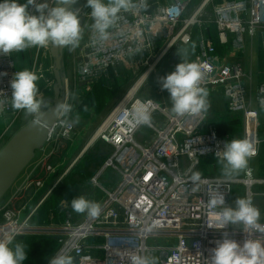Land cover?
<instances>
[{
  "label": "built area",
  "instance_id": "built-area-1",
  "mask_svg": "<svg viewBox=\"0 0 264 264\" xmlns=\"http://www.w3.org/2000/svg\"><path fill=\"white\" fill-rule=\"evenodd\" d=\"M193 2L145 0L146 7H152L149 11L139 7L141 0H134L138 7L120 14L117 24L108 30L111 34L108 40L100 41L97 34L92 35L77 64L78 79L89 90L95 77L126 63L138 72L136 84L143 76L157 71L159 63L174 47L191 43L196 30L198 50L190 63H196L203 73L201 87L208 94L222 90L230 111L242 113L244 117V139L252 145L260 144L264 141L258 132L264 111L260 104L264 99V79L258 83L256 108H253L251 75L241 61L218 52L208 28L215 24L221 43H227L229 35H233L234 53L244 54L247 34L254 35L261 30L264 41V0H203L196 8ZM209 4L213 6L214 19L204 17ZM29 11L34 12V9L30 6ZM31 48L50 54V46ZM16 53L0 55V101H5L0 104V116L8 115L12 120L0 139L9 133L4 144L17 131L14 125L21 113L13 110L10 104V81L15 72L21 70ZM259 74L264 75V70ZM40 77L52 92L54 77H44L43 70ZM132 88L102 120L95 134L96 140L102 139L116 150L113 156L95 166L84 187L87 199L101 205V214L94 219L86 214H81L78 220L73 219L71 201L74 198L68 191L63 194L49 212L48 227L59 243L56 253L71 255L74 264H130L128 254L131 252L155 257L158 264H209L211 249L222 239V232L227 231L232 239L241 243L248 237L255 239L256 234L244 233L242 225H229L221 230L208 228L207 223L217 227L222 223L216 216L220 209L207 204L208 193L219 185L220 191L225 193L226 205L233 206L232 190L236 183L243 181L247 186L246 196L252 199L251 188L264 183V179L252 178L250 170L247 179L202 174L206 183L200 192L193 193L192 174L183 169L184 162L218 160L215 153L223 149L226 141L233 140L230 135L219 134L211 109L176 117L171 112V104L154 98H136L138 91L126 101ZM158 88L163 90L161 86ZM139 108L150 113L151 126L135 124L133 113ZM143 127L149 128L152 136L138 142L135 137ZM76 135L77 124L68 116H60L51 129L49 140L74 141ZM128 146L135 147L137 153L129 166L120 168L115 157ZM33 184L35 192H28ZM58 185L59 180L38 203L31 205L44 188L45 179L31 180L27 175L0 205V239L8 236L16 239L30 231L32 219ZM23 197L26 199L16 209L15 201Z\"/></svg>",
  "mask_w": 264,
  "mask_h": 264
},
{
  "label": "clouds",
  "instance_id": "clouds-1",
  "mask_svg": "<svg viewBox=\"0 0 264 264\" xmlns=\"http://www.w3.org/2000/svg\"><path fill=\"white\" fill-rule=\"evenodd\" d=\"M78 0H2L0 2V55L22 52L31 47H56L75 50L84 35L81 24L80 9L73 7ZM31 6L34 12L29 11ZM85 7L91 9L88 13L92 20L89 26L98 35L100 41L110 38V28H113L122 12H130L138 5L134 0H87ZM139 7H146L141 0ZM177 54L181 57L180 50ZM187 52L183 53V62L176 65L175 70L159 77L163 90L170 94L171 112L176 117L189 114H199L209 107L208 92L201 87L203 73L199 66L186 60ZM2 75H6L3 73ZM40 77L29 69L16 71L10 81L12 94L11 108L23 111L26 116H32V126L38 130L47 128V113L49 104L38 87ZM5 101H0V104ZM264 107V99L260 101ZM72 105L58 101L52 112L57 117L67 116L72 112ZM135 124L151 126V115L139 108L133 113ZM78 123V117L73 121ZM255 154L253 145L247 139H233L224 143L223 149L215 155L221 165L222 175L231 177L233 174L248 167L249 159ZM191 191L200 192L206 181L200 171H194L190 177ZM208 206L220 209L216 213L222 223L217 227L207 223L210 229H225L229 225H242L244 233L256 234V238H246L238 242L230 237L227 231L222 232V239L211 249L209 264H264V223H261V212L250 197H237L234 206L226 205L225 193L217 186L209 192ZM71 207L78 214H86L89 218H97L102 207L98 202L78 196L71 201ZM28 245L15 241L13 236L0 239V264H24L28 259ZM130 264H158L155 257L141 255L138 252L128 254ZM49 264H74L71 255L56 253L49 259Z\"/></svg>",
  "mask_w": 264,
  "mask_h": 264
},
{
  "label": "crops",
  "instance_id": "crops-1",
  "mask_svg": "<svg viewBox=\"0 0 264 264\" xmlns=\"http://www.w3.org/2000/svg\"><path fill=\"white\" fill-rule=\"evenodd\" d=\"M87 0H82L81 2L85 3ZM79 3V2H78ZM73 7L79 8L82 19H86V21L81 22L84 26V35L83 39L80 42V45L75 50H69V48L65 47L62 59V69L61 73L65 78L64 83V91H63V100L62 102H66L72 105V113H92L98 109L100 114L94 116L100 119L106 118L110 112L114 109L117 103L127 95L129 91L130 85L134 83L137 77V73H135V69L126 63H121L118 67H111L107 74H101L93 79V82L89 84L90 89L86 88V85L81 83L78 79L77 75V64L81 61L83 53L85 52V47L92 40V35H96L91 28L89 27L92 23L91 18L88 13H90V8H83L81 5L75 4ZM147 10L150 11L151 6L146 7ZM87 12V17L83 16ZM261 31V30H260ZM256 32L254 35L247 34L246 35V50L244 54H236L232 49V42L234 39L233 35H229L227 43H221L217 29L209 30L208 35L211 38V41L217 47L218 52L221 55H231L232 60L241 61L245 67H249L251 71V78H255V74L258 71L264 70V41L261 36L262 32ZM197 36V35H196ZM18 67L23 69L35 70L36 74L40 77V73L43 70L44 77H54V73L52 67L55 66V60L50 54H44L41 51H37L36 49L29 48L22 52L16 53ZM244 62V63H243ZM249 63V64H248ZM253 63L254 70L251 67ZM262 68V69H261ZM47 70V72H45ZM158 70H160L158 68ZM141 72V71H139ZM261 79H264V75H262ZM47 83L45 80H42L40 77L38 81V87L40 88V92L43 94V97L50 106L51 101L53 100L52 95L54 94L47 88ZM225 98L222 90L212 91L208 94L207 99L214 101L218 98V96ZM87 96H90L92 99V106L87 111H78L80 105L85 100ZM109 97V99H107ZM109 101V104L105 107L101 105L106 101ZM144 99V97L142 98ZM146 99V98H145ZM227 101V99H226ZM253 106V105H252ZM49 108V107H48ZM253 108H256L253 106ZM46 110V109H45ZM21 113L19 117L16 119L15 130H18L21 118ZM70 114V113H69ZM69 114L67 116H69ZM240 117V121H215L219 134L221 136L225 135H235L245 136L244 133V117L242 113H236ZM261 124L258 129L259 135L264 134V111L261 113ZM33 117L31 116L27 121L22 123V126L28 123ZM101 121H94V123L100 124ZM213 120H215V116L213 115ZM7 126L10 125L11 119H9L8 115L0 116V123ZM18 121V122H17ZM24 121V120H21ZM238 122V123H235ZM240 123V124H239ZM90 124V122L88 123ZM5 131V130H4ZM8 135V134H7ZM8 137V136H6ZM78 137V136H77ZM77 138L74 139L76 141ZM96 140V139H95ZM73 141L62 140L59 142L58 140L50 139L44 147L39 149L36 153L35 158L38 157L36 163L29 171L28 176L32 178L45 179L44 189L37 194V198L42 197L51 187L52 183L56 180V177L59 176V160H63L66 157V154L69 152ZM93 142V141H92ZM264 143L261 142L260 144ZM95 144V143H92ZM87 150V149H86ZM60 153V154H59ZM83 151L80 153V156L83 155ZM60 155V156H59ZM61 157V158H59ZM215 160L213 158H206L203 161ZM52 170V171H51ZM54 170V171H53ZM251 171V170H250ZM58 172V173H57ZM56 174V175H55ZM251 174L253 175L252 171ZM256 179V178H255ZM261 180V179H257ZM47 189H46V188ZM65 191V188H64ZM42 194V195H41ZM63 195L59 197V185L52 191L48 200L43 204L41 210L31 221V230L26 234L19 236L15 239L17 242H22L28 245V259L24 262V264H48L49 259L57 252L59 248V243L53 231L48 227L49 222V212L51 209H54L59 201L62 199ZM36 199V198H35ZM39 200V199H38ZM16 203H14V206ZM13 206V207H14Z\"/></svg>",
  "mask_w": 264,
  "mask_h": 264
},
{
  "label": "rangeland",
  "instance_id": "rangeland-1",
  "mask_svg": "<svg viewBox=\"0 0 264 264\" xmlns=\"http://www.w3.org/2000/svg\"><path fill=\"white\" fill-rule=\"evenodd\" d=\"M202 1L203 0H194L192 4L193 8L198 7L202 3ZM86 2L83 3L80 1L77 4L81 5V7L85 9L86 8L88 9V7H85ZM206 7H207L205 9L206 15L204 17L205 18L210 17L211 19H214L213 6L209 4ZM83 16L87 17V12ZM80 19H81V22H84L87 20V18L82 19L81 16H80ZM213 25L214 24L212 23L211 26ZM207 26H209V24H207ZM203 27L205 26L203 25ZM198 39H199V35L196 36V30H195L192 36L191 43L185 44V45L181 44L177 47H174L172 50H170V52L166 55V57L159 63V66H157L160 70H158L157 68V71H154L151 74H149L146 80L141 84L136 94V98L138 97L142 99L144 97V99L145 98L146 99L147 98L159 99L161 101H165L168 105H170L171 104L170 94L168 93L167 90H159L158 87L161 85L158 82V78L165 76L166 74L174 71L176 65L180 62H183V53L185 51L187 52L186 60L187 62H190L198 50V45H197ZM177 50H180L182 60H181V57L177 54ZM251 67H253L252 68L253 70L255 69L253 66V63ZM246 70L249 75L252 74L249 67H247ZM145 72H146V69H144L143 74ZM259 72L260 71H258L257 74H255V78L253 77V79L252 78L250 79V94H251V103L253 106H256L255 97H256V90H257L258 83L262 81L261 79L262 75H260ZM137 79L138 78H136V80ZM136 80L134 81L132 85H130L129 90L134 86ZM107 99H109V97ZM107 99L101 105L102 107H105L109 104V101H107ZM51 104H52V101H51ZM208 104H209V108L212 111V114L215 116L214 121H238V122L240 121V117L236 115V113H233L230 111L228 102L226 101L225 98L221 97V95H219L218 98L215 99L214 101H212L211 99L208 100ZM97 114L98 115L100 114V111H98V109L94 112V115H92V113H82V114L72 113V116H71V113H70L68 116L69 119H71L72 121H74L78 117V123H76L77 124V135H76L77 140L70 143L72 144V146L69 152L66 154V157L64 160L63 158L59 157L62 159V160H59V176L56 177V180L52 183V185H54L56 181L59 180V197L68 191L71 193L73 198H76L78 196H84L87 199L86 197L87 190L84 187H85L87 179L92 174L95 166L103 162L105 159L113 156L116 152L114 147H112L109 143L105 142L102 139L94 140L93 142H91L99 126V124L94 123V121L102 120L98 117H94ZM30 117H31L30 115L26 116L25 113L23 112L21 114V118H19L20 123L27 121ZM21 120H24V121H21ZM262 121H264V119ZM3 122L4 121L0 123V139L3 136V132L6 127V125ZM89 122L90 124H88ZM238 122H235V123H238ZM240 123H242V121H240ZM8 135L6 134L3 137V140ZM9 136L6 137L5 140H7ZM151 136H152V131L149 128L143 127L141 131L136 135L135 139L138 142H144V141H147ZM260 137L261 139H264V134L260 135ZM231 139H244V137L243 136L237 137L232 134ZM3 140H0V149L3 147V144H4ZM92 143H95V144H92ZM253 148H254L255 154L249 159L248 167L240 171L239 173L233 174L231 177H228V178L247 179L249 177L247 172L251 170L253 173L252 178L264 179V143L253 145ZM82 151L84 153L83 155L80 156V153ZM136 153H137V150L135 147L128 146L117 154L114 161L118 167L126 168L133 162ZM35 159H38V157ZM35 159L23 171V173L20 175V177L18 178V180L16 181L12 189L0 200V205H2L6 201V199H8L11 196L12 192L16 189V187L27 177V175L29 174V171L36 163ZM183 169L185 173L187 174H192L194 171H200L203 175H206V176L225 177L222 175L221 165L219 164L218 160H208V161L199 160L196 162H184ZM107 178L108 179L110 178V174L107 175ZM32 179L39 180V178L37 177L32 178ZM64 188H65V191H64ZM251 189L254 192V196L252 198L253 203L256 207L260 209V212H261L260 222H264V183L256 184ZM35 190H36V187L33 184L29 188L28 192L34 193ZM42 190H40L39 193ZM246 195H247V186L244 184V182L240 181L239 183H236L233 186V190H232L233 206H234V202L237 199V197H245ZM25 197H23L20 200L15 201L16 209H18L19 206L23 203V201L26 199ZM37 197L33 202H31V205H34L39 202L38 199H40L41 197L40 198H37ZM40 210H41V207L39 211ZM72 215H73V219L75 220H78L81 216V214H78L74 211Z\"/></svg>",
  "mask_w": 264,
  "mask_h": 264
},
{
  "label": "water",
  "instance_id": "water-1",
  "mask_svg": "<svg viewBox=\"0 0 264 264\" xmlns=\"http://www.w3.org/2000/svg\"><path fill=\"white\" fill-rule=\"evenodd\" d=\"M82 0H78L80 2ZM77 2V3H78ZM65 48L50 46V53L55 60L54 87L52 104L46 109L47 128L38 130L32 126L31 119L20 127L0 150V200L12 189L23 171L34 160L39 149L49 140L53 125L59 120L52 109L58 101L63 100L65 78L61 73Z\"/></svg>",
  "mask_w": 264,
  "mask_h": 264
},
{
  "label": "trees",
  "instance_id": "trees-1",
  "mask_svg": "<svg viewBox=\"0 0 264 264\" xmlns=\"http://www.w3.org/2000/svg\"><path fill=\"white\" fill-rule=\"evenodd\" d=\"M216 30V27H215V24L213 26H210L208 28V31L209 30H212L214 29ZM91 97L90 96H87L85 98V100L82 102V104L80 105V108L78 109V111H87L91 106H92V101H91Z\"/></svg>",
  "mask_w": 264,
  "mask_h": 264
},
{
  "label": "bare ground",
  "instance_id": "bare-ground-1",
  "mask_svg": "<svg viewBox=\"0 0 264 264\" xmlns=\"http://www.w3.org/2000/svg\"><path fill=\"white\" fill-rule=\"evenodd\" d=\"M146 78H147V75L143 76V77H142V78H141V79L135 84V86L132 88V92L130 93V95H129V97L127 98L126 101H128V99H131V98H133V97L135 96L136 91H138V89L140 88L141 84L146 80ZM95 139H96V136H94V137L92 138L91 142L94 141Z\"/></svg>",
  "mask_w": 264,
  "mask_h": 264
}]
</instances>
